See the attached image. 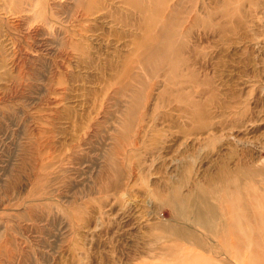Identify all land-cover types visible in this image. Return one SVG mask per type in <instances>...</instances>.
I'll return each instance as SVG.
<instances>
[{
    "label": "rangeland",
    "instance_id": "1",
    "mask_svg": "<svg viewBox=\"0 0 264 264\" xmlns=\"http://www.w3.org/2000/svg\"><path fill=\"white\" fill-rule=\"evenodd\" d=\"M156 1L0 0V264H264V0H169L121 92Z\"/></svg>",
    "mask_w": 264,
    "mask_h": 264
},
{
    "label": "bare ground",
    "instance_id": "2",
    "mask_svg": "<svg viewBox=\"0 0 264 264\" xmlns=\"http://www.w3.org/2000/svg\"><path fill=\"white\" fill-rule=\"evenodd\" d=\"M169 0H157L153 4V14L150 11H147L145 8L144 10V17L147 16H153L155 19L154 22H145L141 21L139 25V30L141 31V36L136 38L134 41L135 47H134V59H130L127 57L121 64V66L115 71L114 75L112 76L111 80L113 83L119 85V87L122 89L121 92H125L124 89H127L126 83H124L125 77L131 76V64L134 61H141L142 64H148L149 61L147 60L150 58L151 60L159 59V62L167 63L168 59H165L168 55H171L170 61L167 65H170L172 68L174 63V57H176L175 54L179 55L180 49L177 44H174V39L172 33L174 32V13H175V7L173 10H169L167 16L164 18L161 16V13L163 9L168 5ZM182 3V2H181ZM173 11V12H172ZM229 10H223L220 13H222L224 16L227 15ZM172 37V38H171ZM145 45L143 46V44ZM177 50V51H176ZM130 52V51H129ZM174 54V55H173ZM177 75V74H176ZM179 79V78H178ZM175 81V79L173 80ZM178 81V80H177ZM175 81V82H177ZM171 95L175 97H179L181 92H176V94L170 93ZM126 117L127 114H124ZM127 119L129 116L126 117ZM129 122V121H128ZM122 131L120 136L124 138V130H125V124L122 127ZM129 130V128L127 129ZM125 139V138H124ZM109 161H114L110 159ZM116 171V169H115ZM205 199H203L204 201ZM205 206L209 214H213L214 208L207 203L205 200ZM198 209V208H197ZM200 212V209L198 210ZM191 227V226H190Z\"/></svg>",
    "mask_w": 264,
    "mask_h": 264
}]
</instances>
